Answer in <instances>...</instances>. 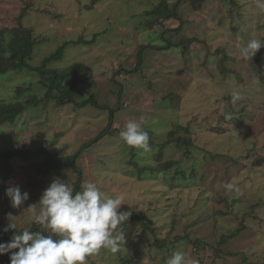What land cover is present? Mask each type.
<instances>
[{"label":"rangeland","instance_id":"rangeland-1","mask_svg":"<svg viewBox=\"0 0 264 264\" xmlns=\"http://www.w3.org/2000/svg\"><path fill=\"white\" fill-rule=\"evenodd\" d=\"M19 24L35 39L29 65L41 67L62 44L79 41L48 64L59 71L86 65L93 84L82 86L76 104L42 102L14 123L0 122L2 153L37 152L11 159L5 184L29 199L20 208L0 200V235L9 214L18 217V231H40L25 211L55 178L74 191L81 177L109 197L122 196L119 211L143 219L124 226L119 251L101 249L86 264H165L175 250L199 264H264V47L253 59L239 55L250 38L264 40V11L255 0H0V32ZM41 80L29 69H9L0 76V101L14 103L25 89L42 99ZM233 91L241 93L236 104ZM86 99L103 109L79 107ZM140 117L149 140L163 144L173 135L165 159L187 179L179 176L176 188L127 173L134 155L141 166L154 163L150 146L130 147L119 137L128 118ZM111 118L108 135L74 169L36 170L48 157L76 155ZM186 135L195 147L188 153L177 144Z\"/></svg>","mask_w":264,"mask_h":264},{"label":"clouds","instance_id":"clouds-1","mask_svg":"<svg viewBox=\"0 0 264 264\" xmlns=\"http://www.w3.org/2000/svg\"><path fill=\"white\" fill-rule=\"evenodd\" d=\"M255 6L264 11V0H255ZM262 47L264 40L252 37L239 48V55L245 60L253 59ZM231 99L236 104L241 93L233 91ZM143 125V117L128 118L119 133L120 139L130 147L148 150L149 133ZM6 196L13 208H20L29 199V193L18 186L8 187ZM124 204L122 196L105 195L97 183L83 182L80 190L74 192L70 184L55 178L42 193L38 211L37 205L25 211L41 230L18 231V217L9 214L4 232L11 230L15 234L10 242L0 243V255L11 253L10 264H86L101 249L116 253L126 242L124 226L132 215L130 211H119ZM165 264L199 261L189 259L183 250H175Z\"/></svg>","mask_w":264,"mask_h":264},{"label":"trees","instance_id":"trees-1","mask_svg":"<svg viewBox=\"0 0 264 264\" xmlns=\"http://www.w3.org/2000/svg\"><path fill=\"white\" fill-rule=\"evenodd\" d=\"M165 5L163 4L162 6ZM165 10L166 12L168 11L167 13L169 14V18L174 17L173 11L167 10V8H165ZM79 43V41L74 40L67 41L66 43L62 44V46L54 54L48 57L46 61H43V65L41 67L35 68L28 63L33 58V50L35 46V39L32 37V32L21 26V24H19V27L17 29L0 32V76L5 74L9 69H29L30 72H33L42 78L41 85L47 90L42 99H40L41 101L38 99V97H32L28 94V91L30 89L19 90V97L14 103L0 101V122L6 123L13 121L14 123L15 120H17L16 118L20 116V113L24 111L25 107H35L42 102L47 103L49 101H55L60 107H64L69 104H76V98L81 95L80 93L83 92L81 89L82 86L93 84L92 75H90L88 66L77 63L70 68L59 71L57 69H52L48 63L55 61L59 62L63 59L67 47L78 46ZM85 44L91 45L92 43L91 41H86ZM258 72L256 71V74L260 76V72ZM54 92H57L58 94L54 95ZM24 98H28L27 101H24ZM78 106H92L103 109V107L99 106L96 101L91 99H86L81 104H78ZM112 120L113 118H111V122H109L108 128L106 130H104L98 137L86 142L76 155L67 158L48 157L46 160L41 161L40 165L37 164L35 166L36 170L49 171L66 166H72L74 169L77 158L82 156L89 148L100 143L103 138L108 135ZM179 129L184 130L183 127H179ZM172 136L173 135H168L166 139H168L169 141V139H172ZM185 138L186 140H178L177 144L178 146L186 147V151L188 153L190 151L189 148L195 147L191 135H186ZM167 142L159 144L150 139L149 146L150 150L153 152L151 155L153 156L154 163L152 165L145 164L144 166H141L134 159V155L132 157L133 159L128 162V167H130L131 169H127V173L136 176L139 179H148L145 178L146 175H149L150 179L154 178L153 180H159V178H163V181L166 184L169 183L170 180L175 188L178 186L177 180H179V176L187 180L185 178L186 173L184 172V170L178 171L177 169L173 171L175 165L174 160L169 159L166 161L164 151L167 149V146L170 145ZM36 153L37 152L32 151H29V153H25L22 150H16L13 153L8 151L6 153H2L0 151V200L10 202L9 198L6 196V189L8 188V185H6L5 183L11 178L14 172L13 165L11 163L12 157L18 155L24 159H27L30 156H35ZM42 153H44V151ZM132 167L134 168V170ZM135 169L137 171H135ZM192 174L193 177L197 176L196 172L194 171ZM81 184L82 183L80 177L79 181L76 184L74 192L80 190ZM138 220L142 221L143 219L138 217L137 215H132L125 225ZM12 234H15L14 231H9L7 233H4L3 235H0V243L4 242ZM0 259L6 264H10V258L8 255H0ZM127 263L128 262L125 260L123 264Z\"/></svg>","mask_w":264,"mask_h":264}]
</instances>
